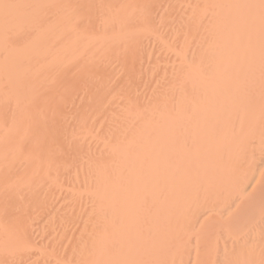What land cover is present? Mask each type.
I'll use <instances>...</instances> for the list:
<instances>
[{
  "label": "bare ground",
  "instance_id": "obj_1",
  "mask_svg": "<svg viewBox=\"0 0 264 264\" xmlns=\"http://www.w3.org/2000/svg\"><path fill=\"white\" fill-rule=\"evenodd\" d=\"M0 264H264V0H0Z\"/></svg>",
  "mask_w": 264,
  "mask_h": 264
},
{
  "label": "rangeland",
  "instance_id": "obj_2",
  "mask_svg": "<svg viewBox=\"0 0 264 264\" xmlns=\"http://www.w3.org/2000/svg\"><path fill=\"white\" fill-rule=\"evenodd\" d=\"M209 239L212 241V239H211L210 237H209ZM210 240H209V241H210ZM211 241H210V242H211Z\"/></svg>",
  "mask_w": 264,
  "mask_h": 264
}]
</instances>
